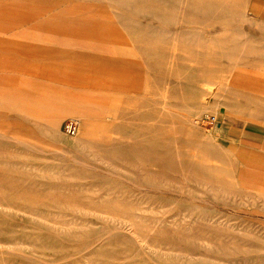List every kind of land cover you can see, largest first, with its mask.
Here are the masks:
<instances>
[{"label": "rangeland", "instance_id": "1", "mask_svg": "<svg viewBox=\"0 0 264 264\" xmlns=\"http://www.w3.org/2000/svg\"><path fill=\"white\" fill-rule=\"evenodd\" d=\"M0 2V264H264V0Z\"/></svg>", "mask_w": 264, "mask_h": 264}, {"label": "bare ground", "instance_id": "2", "mask_svg": "<svg viewBox=\"0 0 264 264\" xmlns=\"http://www.w3.org/2000/svg\"><path fill=\"white\" fill-rule=\"evenodd\" d=\"M1 3V2H0ZM8 3V2H7ZM10 3V2H9ZM18 3V2H17ZM23 4H24V2H22ZM48 3V2H47ZM14 4H16V3H14ZM25 5V4H24ZM28 5V4H27ZM2 6V5H1ZM7 6H9V5H7ZM13 6V5H12ZM17 6H19V4H17ZM19 8V7H18ZM122 9H125V8H122ZM31 10V9H30ZM69 10V9H68ZM64 11V10H63ZM76 11V10H75ZM1 12V11H0ZM6 12V11H5ZM8 12V11H7ZM19 12V11H18ZM122 12H124V11H122ZM16 13V12H15ZM14 13V14H15ZM22 13V12H21ZM41 13V12H40ZM71 13V12H70ZM72 13H73V11H72ZM75 14H77V13H75ZM80 14H82V13H80ZM124 14H126V13H124ZM13 15V14H12ZM11 15V16H12ZM21 15V14H20ZM24 15V14H23ZM42 15V14H41ZM85 15V14H84ZM127 15V14H126ZM130 15V14H129ZM133 15V14H132ZM131 15V16H132ZM26 16L28 17V13H26ZM86 16V15H85ZM7 17H9V16H7ZM29 17H30V15H29ZM47 18V17H46ZM2 19V18H1ZM72 19V18H71ZM5 20V19H4ZM27 20V19H26ZM8 21V20H7ZM5 22V21H4ZM21 22V19H19V17L18 18H14V19H11V21H10V23H11V25L12 26H10V28H13V27H15V26H17V24L18 23H20ZM92 22V21H91ZM6 23V22H5ZM5 23L3 24V26L5 27L6 25H5ZM26 23V22H25ZM94 23V22H93ZM21 24V23H20ZM23 25V24H22ZM29 25V24H28ZM2 26V25H1ZM26 26V25H25ZM40 29V28H39ZM1 30V29H0ZM12 30V29H11ZM40 32V31H39ZM47 32V31H46ZM6 34V33H5ZM39 34H41V32L39 33ZM38 37H40V36H38ZM50 62V61H49ZM88 69H90V67L88 68ZM258 75V74H257ZM261 76V75H260ZM108 77H110V76H108ZM125 79V78H124ZM96 168V167H95Z\"/></svg>", "mask_w": 264, "mask_h": 264}, {"label": "built area", "instance_id": "3", "mask_svg": "<svg viewBox=\"0 0 264 264\" xmlns=\"http://www.w3.org/2000/svg\"><path fill=\"white\" fill-rule=\"evenodd\" d=\"M67 128L69 129V131L71 132H75L76 131V125L74 122H70L68 125H67Z\"/></svg>", "mask_w": 264, "mask_h": 264}]
</instances>
